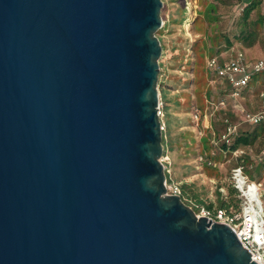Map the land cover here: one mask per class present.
Returning a JSON list of instances; mask_svg holds the SVG:
<instances>
[{
    "label": "water",
    "instance_id": "water-1",
    "mask_svg": "<svg viewBox=\"0 0 264 264\" xmlns=\"http://www.w3.org/2000/svg\"><path fill=\"white\" fill-rule=\"evenodd\" d=\"M161 0H0V264H257L166 195Z\"/></svg>",
    "mask_w": 264,
    "mask_h": 264
},
{
    "label": "rangeland",
    "instance_id": "rangeland-1",
    "mask_svg": "<svg viewBox=\"0 0 264 264\" xmlns=\"http://www.w3.org/2000/svg\"><path fill=\"white\" fill-rule=\"evenodd\" d=\"M161 1L162 27L156 32L162 47L157 83L163 114L160 121L165 126L162 132L165 139L163 156L168 157L170 171L167 177L180 183L188 198L197 203H213L217 207L223 200L222 196H226L224 201H229L232 169L240 166L251 180H264V156L261 154L264 151V134L253 146H240L234 151L221 149L220 143L213 145L212 133L202 128L204 114L213 112L210 122L216 127L228 119L237 126L238 135L252 134L255 126L244 123L241 113L233 109V112L227 111L233 102L224 96L225 83L208 71L207 60L215 57L220 62L226 61L237 52H242L251 61L264 56V25H261L264 0H197L199 9L189 31L191 40L181 26L182 0ZM246 1L259 2L248 21V28L254 29L258 35L250 48L238 41ZM257 81L264 90V73L253 76L250 87ZM221 98L227 102L225 113L220 109L213 111L208 104L217 103ZM239 103L246 111H256L259 107L258 92L251 89ZM196 114L199 116L197 126L194 122ZM262 128L264 126L257 127L258 133H262ZM199 155H206L215 166L202 164L198 160ZM220 189H223V195ZM262 201L264 203V199Z\"/></svg>",
    "mask_w": 264,
    "mask_h": 264
},
{
    "label": "built area",
    "instance_id": "built-area-1",
    "mask_svg": "<svg viewBox=\"0 0 264 264\" xmlns=\"http://www.w3.org/2000/svg\"><path fill=\"white\" fill-rule=\"evenodd\" d=\"M183 2V19L182 30L184 34L191 40L189 31L197 17L198 1L197 0H182ZM207 69L216 78L226 83L229 92L226 97L233 102L232 109L241 113L244 123L250 126H259L264 124V91L258 95L259 107L256 111L250 112L244 110L239 101L243 100V93L251 82L253 76L264 73V56L257 60H248L242 52H237L234 56L226 61L220 62L217 58L212 57L207 60ZM211 109L222 110L226 108V99L221 98L217 103L208 102ZM213 113V112H212ZM204 114L202 116V128L212 133L211 142L214 146L223 144L229 147L234 138L238 135L237 126L230 123L228 119L223 121L224 130L216 137L213 127L210 122L212 115ZM157 115L159 120L163 116L162 104L159 100L157 107ZM199 116L195 115V125H198ZM161 132H164L165 126L160 121ZM201 135V133L199 132ZM264 156V151L261 153ZM198 160L202 164L214 167L215 163L206 155H199ZM163 165L166 176L165 189L166 195L178 196L181 201L189 207L197 218L205 217L212 220L213 223H225L232 228V231L237 234L238 240L243 249L252 254L251 260L257 264H264V180L253 181L244 172L243 168L238 166L231 171L230 184L236 191L238 199V207H230L228 209L218 208L213 206L208 208L205 203H197L194 199L188 198L183 192L181 184L172 182L168 179V157L162 155L160 159ZM222 195L223 189H220ZM226 200V196H222ZM213 204V203H209Z\"/></svg>",
    "mask_w": 264,
    "mask_h": 264
},
{
    "label": "trees",
    "instance_id": "trees-1",
    "mask_svg": "<svg viewBox=\"0 0 264 264\" xmlns=\"http://www.w3.org/2000/svg\"><path fill=\"white\" fill-rule=\"evenodd\" d=\"M258 4H259V2L257 3L256 1H248L246 6L242 9V15H241V23H242V25H241V27L243 29L241 28V30L239 32L238 41L243 43L244 46H246L248 48L252 47L255 44V42L257 40V36H258L254 29L248 28L249 16H250V14L253 12V10L255 9V7ZM261 25H264V21H262V20H261ZM250 83H249L248 87L245 89V91L243 93L244 99H245V96H247L250 93L251 89H254V91H257L258 95H259L260 92L264 91L262 89V86L259 85L260 81H257L256 84L252 88L250 87ZM223 92H224V96L228 95L229 88H228L226 83H225V90ZM225 110H226V108L222 109L220 111L221 112L223 111V113H225L224 112ZM227 111H232L233 112L231 107L229 109H227ZM226 114L230 115V113H226ZM223 121L220 123L219 127H216L215 125H214L215 127L212 126L216 137H218L224 130ZM259 126H264V124L263 125H259ZM257 127L258 126H255L252 134H248L247 135V134H243L242 133L240 135H237L234 138L232 144L229 147H226L223 144H221L220 145L221 149L222 148H228V150L234 151V150H237L240 146H253L255 144V142L257 141L258 137L259 136L263 137V134H264V129L262 128L260 130V131H262V133L261 132L258 133ZM162 144L165 145V139H164L163 135H162ZM236 195H237L236 191L232 187H229L228 188L229 201L221 200V201H219L217 207L218 208H223V209H228L230 207L237 208L238 207V201H237L238 199H236V200L234 199V197ZM207 207L208 208H212L213 204H208Z\"/></svg>",
    "mask_w": 264,
    "mask_h": 264
},
{
    "label": "crops",
    "instance_id": "crops-1",
    "mask_svg": "<svg viewBox=\"0 0 264 264\" xmlns=\"http://www.w3.org/2000/svg\"><path fill=\"white\" fill-rule=\"evenodd\" d=\"M246 2L244 3V6H246ZM170 12V11H169ZM169 20H170V15H168V19H167V22H169Z\"/></svg>",
    "mask_w": 264,
    "mask_h": 264
}]
</instances>
